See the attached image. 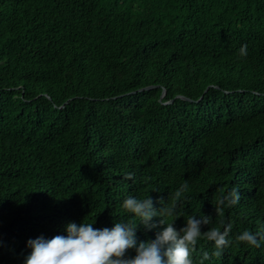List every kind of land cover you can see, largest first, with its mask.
<instances>
[{"label": "trees", "instance_id": "trees-1", "mask_svg": "<svg viewBox=\"0 0 264 264\" xmlns=\"http://www.w3.org/2000/svg\"><path fill=\"white\" fill-rule=\"evenodd\" d=\"M185 181L174 227L232 225L194 264H264L238 240L264 226V0H0V264L69 222H135L128 196L160 209Z\"/></svg>", "mask_w": 264, "mask_h": 264}, {"label": "clouds", "instance_id": "clouds-1", "mask_svg": "<svg viewBox=\"0 0 264 264\" xmlns=\"http://www.w3.org/2000/svg\"><path fill=\"white\" fill-rule=\"evenodd\" d=\"M239 55L241 58L247 57V44L241 45ZM131 176L129 173L128 177ZM188 187L189 184L185 181L175 192L176 202L160 209L154 207L153 200L148 195L143 199L128 196L122 207L127 214L136 218L135 222L119 221L111 228H94V219L79 224L69 222L64 229L66 234L51 238L40 235L28 239L26 247L30 252L23 264H194L193 253L201 238L214 242L215 250L211 255L220 257L223 250L232 244L229 238L231 224L223 225L222 231L217 228L202 231V226L212 222L210 216L203 214L188 216L182 228L174 227V220L182 216L177 209V202ZM240 198L238 188L229 189L217 196L215 210L222 211L226 207L237 205ZM155 217H160L158 222L153 221ZM166 217L171 219H165ZM160 225L163 227L156 232L154 239L138 241L137 231L141 226L151 230ZM238 240L251 247H261L264 244V226L255 233L243 231ZM130 250H134L135 254L129 255ZM210 258V254L204 252L201 264Z\"/></svg>", "mask_w": 264, "mask_h": 264}, {"label": "water", "instance_id": "water-1", "mask_svg": "<svg viewBox=\"0 0 264 264\" xmlns=\"http://www.w3.org/2000/svg\"><path fill=\"white\" fill-rule=\"evenodd\" d=\"M157 85H149V86H146V87H143V88H140L139 90H142V89H150V88H153V87H156ZM164 94V91L162 92L161 96ZM182 97V96H181Z\"/></svg>", "mask_w": 264, "mask_h": 264}]
</instances>
